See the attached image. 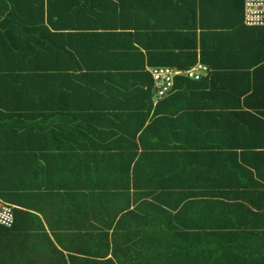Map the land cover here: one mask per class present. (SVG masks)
<instances>
[{
	"label": "crops",
	"instance_id": "obj_1",
	"mask_svg": "<svg viewBox=\"0 0 264 264\" xmlns=\"http://www.w3.org/2000/svg\"><path fill=\"white\" fill-rule=\"evenodd\" d=\"M127 7L146 8L142 17L125 24L128 29L143 28V32L131 35L141 42L142 54L117 58L95 53L84 57L83 63L95 70L120 68L90 73L97 76L92 82L101 91H88L78 100L68 101V139L9 132V125L35 120L0 112V158H5L0 163V188L7 189L8 203L14 210L28 211L12 229L0 227V264H264V123L249 114L242 116L245 123L240 121L244 124L240 128L226 119L221 120L220 131L197 129L194 123L215 113L207 111H250L261 117L264 28L246 25L240 0H128ZM173 8H183L186 13H174ZM193 8H199L196 16ZM100 41L112 46L130 44L128 38L119 37ZM183 53L191 56L177 58ZM195 58L192 67L203 64L207 73L200 80L176 78L174 90L158 100L153 96L152 102L108 96L117 93L118 86L101 76L116 75L126 68L133 70L130 74L140 68L146 72L155 67L182 69ZM78 123L94 130L95 135L76 136L71 126ZM146 124L149 128L143 130ZM186 126L191 127L187 135ZM184 144L242 145L237 153L246 157L245 164L255 172V180L192 182L196 188L213 191L183 206L176 205L181 194L176 191L180 182H175L167 186L171 191L164 199L166 215L117 213L127 203L122 200L107 204L109 213L68 214L67 199L60 191H53L68 190L75 182L68 158L106 154L128 158L134 151L151 152L152 145L172 152ZM108 145L114 146L111 152L102 148ZM82 167L85 164L79 165ZM138 194L131 192V209L153 203ZM247 205L255 212L245 209ZM181 234L219 235L238 238V242L228 248L221 262L216 253L178 260L156 255L161 247L157 239Z\"/></svg>",
	"mask_w": 264,
	"mask_h": 264
},
{
	"label": "trees",
	"instance_id": "obj_2",
	"mask_svg": "<svg viewBox=\"0 0 264 264\" xmlns=\"http://www.w3.org/2000/svg\"><path fill=\"white\" fill-rule=\"evenodd\" d=\"M127 2L128 0H0V112L9 117L35 120L33 123L22 121L17 126L9 125V132L59 135L68 139V101L78 100L88 91H101L92 82L97 76H91L90 73L114 69L104 67L95 70L96 67L83 63L84 57L95 53L117 58L142 54L139 48L141 42L131 35L143 32V28L128 29L125 24L131 18L142 17L146 8H128ZM240 2L242 20L245 21L247 0ZM101 5L102 8H95ZM173 12L186 13L183 8H173ZM193 13L196 16L199 8H193ZM113 37L128 38L130 44L112 46L100 41ZM135 40L137 42L133 44ZM185 55L191 56L183 53L177 58ZM195 63L196 58L182 69H189ZM119 68L114 70L119 71ZM130 73H134L133 70L130 72L126 68L116 75H101L103 79L118 86L119 91L108 96L152 102L154 88L150 72L140 68L138 73ZM14 106L24 108H13ZM207 112L215 113L194 120L197 129L214 128L220 131L223 119L233 121V125L240 128L244 126L240 121L245 123L242 116L248 114L264 123V111L261 117L250 111ZM72 118L76 119L77 116L73 114ZM183 118L186 119L185 116ZM206 122L211 125L207 127ZM148 128L149 124H146L143 130ZM71 130L78 137L95 135L94 130L79 123L71 126ZM184 132L185 135L190 134L191 127L186 126ZM137 133L138 130L133 134L134 138ZM141 135L142 132L140 137ZM136 147L137 144H134V148ZM240 147L242 145L239 144L205 147L184 144L170 152L152 145L151 148L154 149L151 152L145 154L146 150H141L137 154L134 151L128 158L125 154L74 156L68 158V163L73 167V186L68 190L53 191H60L67 199L68 214L109 213L111 209L107 204L122 200L127 203L117 213L166 215L169 213L167 207H164L168 206L164 199L166 192L171 191L167 186H174L175 182H180L176 191L181 194L176 205L183 206L184 203L201 198L202 195L205 197L209 191H213L205 187L196 188L192 182L255 180V172L245 164L246 157L237 153ZM88 148L98 149L97 146ZM102 148L111 152L114 146ZM3 159L5 158H0V163ZM80 164H85V167L87 165V170L85 171V167L79 168ZM5 191L6 188H0V198L8 203L10 198ZM132 191L153 203L131 209ZM244 208L255 212L250 205ZM27 212L14 210L15 224L19 216L28 214ZM157 240L161 246L156 250L159 258L178 260L198 255L205 257L207 254L213 257L216 253L219 262L228 248L238 242V238L219 235L187 234ZM153 254L152 252V256Z\"/></svg>",
	"mask_w": 264,
	"mask_h": 264
},
{
	"label": "built area",
	"instance_id": "obj_3",
	"mask_svg": "<svg viewBox=\"0 0 264 264\" xmlns=\"http://www.w3.org/2000/svg\"><path fill=\"white\" fill-rule=\"evenodd\" d=\"M245 23L248 27L264 28V0H247ZM207 71V66L203 64H196L185 70L171 67L151 68L149 72L153 79L155 99L169 95L174 90L176 78L183 76L192 80H200ZM14 224V208L0 198V226L11 229Z\"/></svg>",
	"mask_w": 264,
	"mask_h": 264
}]
</instances>
